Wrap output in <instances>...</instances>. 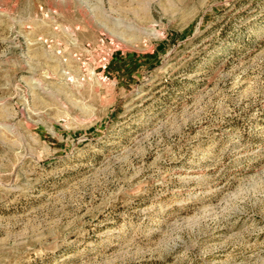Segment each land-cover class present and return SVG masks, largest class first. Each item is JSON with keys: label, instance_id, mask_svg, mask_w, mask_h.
I'll list each match as a JSON object with an SVG mask.
<instances>
[{"label": "rangeland", "instance_id": "374dc122", "mask_svg": "<svg viewBox=\"0 0 264 264\" xmlns=\"http://www.w3.org/2000/svg\"><path fill=\"white\" fill-rule=\"evenodd\" d=\"M0 264H264V0H0Z\"/></svg>", "mask_w": 264, "mask_h": 264}, {"label": "built area", "instance_id": "2783aa9c", "mask_svg": "<svg viewBox=\"0 0 264 264\" xmlns=\"http://www.w3.org/2000/svg\"><path fill=\"white\" fill-rule=\"evenodd\" d=\"M117 48L115 40L107 36H98L92 42L83 43L82 50L96 55V69L102 71L110 58L111 53Z\"/></svg>", "mask_w": 264, "mask_h": 264}]
</instances>
